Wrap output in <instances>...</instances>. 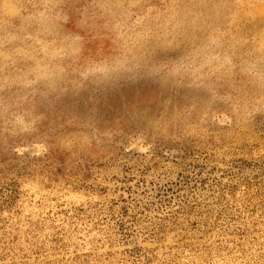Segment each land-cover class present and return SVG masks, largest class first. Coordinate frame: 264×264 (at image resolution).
Returning a JSON list of instances; mask_svg holds the SVG:
<instances>
[{
	"label": "rangeland",
	"instance_id": "374dc122",
	"mask_svg": "<svg viewBox=\"0 0 264 264\" xmlns=\"http://www.w3.org/2000/svg\"><path fill=\"white\" fill-rule=\"evenodd\" d=\"M0 264H264V0H0Z\"/></svg>",
	"mask_w": 264,
	"mask_h": 264
}]
</instances>
